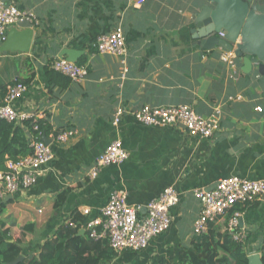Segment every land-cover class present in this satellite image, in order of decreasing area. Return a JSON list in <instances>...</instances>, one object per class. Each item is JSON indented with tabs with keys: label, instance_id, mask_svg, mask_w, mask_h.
Masks as SVG:
<instances>
[{
	"label": "crops",
	"instance_id": "1",
	"mask_svg": "<svg viewBox=\"0 0 264 264\" xmlns=\"http://www.w3.org/2000/svg\"><path fill=\"white\" fill-rule=\"evenodd\" d=\"M15 4L35 15L39 27L8 30L7 35L13 29L32 30L33 41L27 53L0 51V86L33 76L14 110L33 119L47 117L54 131L75 132L65 144L55 143L53 135L47 138L53 158L35 186L2 196L5 210L0 221L11 241L27 231L21 240L23 254L35 253L74 212L83 218V236L85 221L99 214L114 191H124L128 204L139 208L142 216L147 204L171 187L179 194V204L170 211L171 227L145 250L123 251L108 262L158 264L192 238L200 208L192 196L194 189L209 190L229 177L264 181V79L255 65L245 73L242 59L236 60L233 75L219 60L217 47L205 51L198 46L194 21L205 0H15ZM118 26L125 37V57L91 51L98 37ZM69 50L77 52L76 63L84 59L88 75L64 90L50 87L44 68L65 58L61 52ZM119 106L127 113L114 124ZM174 106H187L202 118L216 120L213 138L146 127L129 114L141 107ZM114 140L122 142L127 160L90 179L95 159ZM62 193L66 199L55 209ZM249 205H236L216 224L227 229V218L237 212L236 232L251 256L258 254L264 240V196ZM83 210L89 214L84 216Z\"/></svg>",
	"mask_w": 264,
	"mask_h": 264
},
{
	"label": "built area",
	"instance_id": "2",
	"mask_svg": "<svg viewBox=\"0 0 264 264\" xmlns=\"http://www.w3.org/2000/svg\"><path fill=\"white\" fill-rule=\"evenodd\" d=\"M143 2V1H142ZM141 2V3H142ZM27 25L38 28L39 21L32 13L21 11L15 0H0V43L5 41L8 30L14 26ZM218 37L224 38L220 32ZM95 52L101 55H111L118 58L126 56L125 37L120 26L109 34L98 37L92 44ZM219 60L236 74L237 60L234 46L230 51L217 47ZM49 66L55 72L67 77L73 83H80L88 75L87 66L71 63L65 58L54 59ZM26 92V87L16 84L7 87V93L0 104V120L7 122H21L30 119L27 114L14 110L13 104ZM261 112V108H256ZM127 113L119 106L114 113V124H119ZM129 114L139 124L151 128L179 129L189 137L211 139L218 130V123L214 119H205L197 115L187 106L174 107H141ZM36 129V127H34ZM75 135L74 131H63L52 138L57 144H65ZM31 156L17 163H7V173H0V199L4 195H15L35 186L41 177L42 168L52 160L53 153L50 145L39 141L32 145ZM128 158L120 140H114L95 159L88 173L90 179H95L101 170L109 166H119ZM264 196V181L245 180L229 177L218 180L209 190L196 189L194 199L200 205V215L193 225V233L198 236L207 232L209 222L221 219L236 205L248 206L260 201ZM179 204V194L173 188H166L160 196L151 200L146 206V213L138 215L139 208L130 206L127 194L117 190L109 195L107 202L99 214L89 219L84 230L94 241L105 240L114 253L123 251L141 252L150 242L164 234L171 226L170 211ZM87 216L89 210H83ZM239 214L233 213L227 222V231L233 240L238 239L236 228ZM70 226H74L70 224Z\"/></svg>",
	"mask_w": 264,
	"mask_h": 264
},
{
	"label": "trees",
	"instance_id": "3",
	"mask_svg": "<svg viewBox=\"0 0 264 264\" xmlns=\"http://www.w3.org/2000/svg\"><path fill=\"white\" fill-rule=\"evenodd\" d=\"M90 49L95 52L92 46ZM83 60V58L80 59L76 64L84 65ZM44 73L50 87L64 90L71 84L67 77L52 70L49 64L44 68ZM32 80L33 76L26 79L18 78L8 85L0 86V104L7 93L8 86L22 84L28 89ZM60 132L61 130L52 129L47 117L30 118L21 122L0 120V173H7V163H17L31 156L32 145L41 141L43 136L49 138L53 135L55 137ZM65 199L66 193L58 195L54 208L58 209ZM4 210L5 203L0 199V216ZM200 212L199 208V214L195 220ZM82 222L83 218L78 213H72L35 253L28 255L23 254L21 241L23 236L20 240L11 242L9 230L5 229L4 223L0 221V264H10L20 255L24 256V259L18 264H106L116 259L118 254L109 248L107 241H94L89 237V233L80 235ZM216 222L217 220L209 222L207 232L198 236L193 233L192 226V238L189 244L179 245L174 256L162 258L158 264H248V254L242 247L240 237L233 240L227 229L217 226ZM256 253L260 255L261 262L264 264V240L256 249Z\"/></svg>",
	"mask_w": 264,
	"mask_h": 264
},
{
	"label": "water",
	"instance_id": "4",
	"mask_svg": "<svg viewBox=\"0 0 264 264\" xmlns=\"http://www.w3.org/2000/svg\"><path fill=\"white\" fill-rule=\"evenodd\" d=\"M205 1L206 4L196 14L194 21L198 25L194 30L198 46L205 51L218 46L230 51L234 46L236 58L243 60V71L249 74L255 65L258 75L264 79V11L259 10L264 7V0ZM220 32L225 33L224 38L218 37ZM32 41V30L19 32L13 29L8 33L0 51L27 53ZM61 54L71 63H76L78 59L75 51H63ZM41 141L50 144L44 136ZM23 259L24 256L20 255L10 264H18ZM247 261L248 264H262L259 254L248 256Z\"/></svg>",
	"mask_w": 264,
	"mask_h": 264
},
{
	"label": "rangeland",
	"instance_id": "5",
	"mask_svg": "<svg viewBox=\"0 0 264 264\" xmlns=\"http://www.w3.org/2000/svg\"><path fill=\"white\" fill-rule=\"evenodd\" d=\"M18 230H19V229H18ZM25 235H27V231H25V230H24V231H23V230L20 231V237L23 236V239H24V236H25ZM24 240H25V239H24ZM33 253H34V252H33ZM106 264H110V263H106Z\"/></svg>",
	"mask_w": 264,
	"mask_h": 264
}]
</instances>
